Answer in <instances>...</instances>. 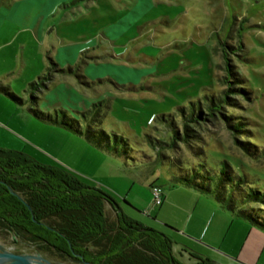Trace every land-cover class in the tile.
Returning <instances> with one entry per match:
<instances>
[{
	"label": "rangeland",
	"instance_id": "obj_1",
	"mask_svg": "<svg viewBox=\"0 0 264 264\" xmlns=\"http://www.w3.org/2000/svg\"><path fill=\"white\" fill-rule=\"evenodd\" d=\"M235 16V29L248 21L242 54L251 61L230 55L229 63L249 79L256 97H238L242 107L229 111L250 117L264 134V0H0V80L26 99L15 105L0 95V148L67 169L110 195L128 217L170 235L173 255L183 264L206 258L264 264L262 234L209 195L174 182L168 164L139 157L155 155L156 139L168 138L166 123L154 115L175 113L204 90L227 87L218 42L227 35L228 43H238L231 30ZM69 67L72 73L57 71ZM33 81L39 88L29 91ZM37 106L58 114L60 123L30 112ZM65 116L78 119L85 134L65 128ZM85 116L128 137L130 158L90 143ZM201 132L209 161L246 163L264 177V159L245 157L224 121L209 122ZM172 155L196 160L184 144ZM153 183L167 195L147 213Z\"/></svg>",
	"mask_w": 264,
	"mask_h": 264
},
{
	"label": "trees",
	"instance_id": "obj_2",
	"mask_svg": "<svg viewBox=\"0 0 264 264\" xmlns=\"http://www.w3.org/2000/svg\"><path fill=\"white\" fill-rule=\"evenodd\" d=\"M236 22L237 16L231 30L235 29ZM247 22L241 19L235 29L237 44L228 43L227 35L218 42L223 46L226 59L227 76L222 86L227 87L206 89L185 105L178 106L177 112L154 115V120L158 118L166 123L168 138L156 139L155 155L144 153L139 157L147 162L160 160L168 164L174 182L209 195L230 212L234 220L242 221L249 231L264 236V177L252 171L256 167L246 163L236 165L228 159L209 161L201 132L205 124L222 120L245 157L252 161L264 159V134L253 129L255 121L229 111V108L242 107L238 97L245 100L256 97L249 79L229 63L230 55L243 62L251 61L242 54L245 49L242 36L249 28ZM52 64L58 66L53 60ZM57 71L72 73L73 69L58 68ZM33 88L38 89L39 82H31L28 90ZM0 95L15 105L26 102L9 85L0 84ZM36 99L38 97L33 96V101ZM30 112L43 120L60 123L58 114L54 118L39 106L30 108ZM64 119L65 128L85 134L78 119L67 116ZM88 119L85 116L90 143L116 156L123 157V153L125 159L130 158L134 149L128 137L116 132L110 134L98 122L91 123ZM180 144H184L196 160L172 155ZM153 185L158 184L153 183L151 187ZM158 186L162 205L167 193ZM115 205L110 195L86 185L67 169L43 164L18 150L0 148L1 239L13 244L15 236L18 241L15 245L22 250L34 249L50 259H76L82 264H183L173 255L174 240L170 235L133 220ZM201 263L219 264L209 258L201 259Z\"/></svg>",
	"mask_w": 264,
	"mask_h": 264
},
{
	"label": "water",
	"instance_id": "obj_3",
	"mask_svg": "<svg viewBox=\"0 0 264 264\" xmlns=\"http://www.w3.org/2000/svg\"><path fill=\"white\" fill-rule=\"evenodd\" d=\"M117 206V204L115 205ZM14 241L17 238L14 237ZM0 264H57L40 252H18L0 242ZM89 264V263H87Z\"/></svg>",
	"mask_w": 264,
	"mask_h": 264
},
{
	"label": "flooded vegetation",
	"instance_id": "obj_4",
	"mask_svg": "<svg viewBox=\"0 0 264 264\" xmlns=\"http://www.w3.org/2000/svg\"><path fill=\"white\" fill-rule=\"evenodd\" d=\"M14 237L15 236H13V240H14ZM17 242L18 241H14L13 244H8L6 242H4V243L1 242V243L5 244V245H9L13 250L18 251V252H35V251H37V250H34V249L22 250L21 248H19L18 246L15 245V244H17ZM37 252H39V251H37ZM47 259H50V258H47ZM50 260H52L53 262H55L57 264H82L81 261L76 260V259H69V260L50 259Z\"/></svg>",
	"mask_w": 264,
	"mask_h": 264
},
{
	"label": "built area",
	"instance_id": "obj_5",
	"mask_svg": "<svg viewBox=\"0 0 264 264\" xmlns=\"http://www.w3.org/2000/svg\"><path fill=\"white\" fill-rule=\"evenodd\" d=\"M152 192V201L149 203L146 210L147 213H150L152 209L156 206H159L162 203L161 188L158 185H153L151 187Z\"/></svg>",
	"mask_w": 264,
	"mask_h": 264
},
{
	"label": "crops",
	"instance_id": "obj_6",
	"mask_svg": "<svg viewBox=\"0 0 264 264\" xmlns=\"http://www.w3.org/2000/svg\"><path fill=\"white\" fill-rule=\"evenodd\" d=\"M0 84L5 85L4 83L1 82V80H0ZM6 85H9V86L12 88V90L15 91L14 88L11 86V83H8V84H6ZM0 98H1V97H0ZM166 195H167V194H166ZM168 195H169V194H168ZM122 211H123V210H122ZM123 213H124V212H123ZM124 214H125V213H124ZM125 215H126V214H125Z\"/></svg>",
	"mask_w": 264,
	"mask_h": 264
}]
</instances>
